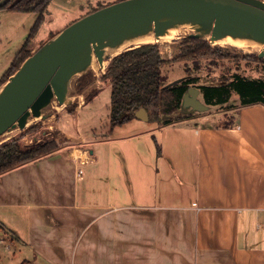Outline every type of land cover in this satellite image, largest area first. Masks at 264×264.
Listing matches in <instances>:
<instances>
[{
	"label": "crops",
	"instance_id": "crops-1",
	"mask_svg": "<svg viewBox=\"0 0 264 264\" xmlns=\"http://www.w3.org/2000/svg\"><path fill=\"white\" fill-rule=\"evenodd\" d=\"M4 11L0 80L38 17ZM228 105L168 126L107 119L92 145L61 127L59 151L0 176V264H264V106Z\"/></svg>",
	"mask_w": 264,
	"mask_h": 264
},
{
	"label": "water",
	"instance_id": "water-1",
	"mask_svg": "<svg viewBox=\"0 0 264 264\" xmlns=\"http://www.w3.org/2000/svg\"><path fill=\"white\" fill-rule=\"evenodd\" d=\"M10 1L1 0L0 9ZM183 26L195 30L188 37L207 39L211 44L231 37L264 46V1L124 0L82 17L36 50L0 89V138L16 129L25 130L32 117L46 119L44 110L54 100L61 106L68 103L77 75L88 73L95 58L104 69V63L116 57L107 56V48L117 49L150 34L159 39ZM258 56L264 59V48ZM201 95L199 88H190L181 113L209 111L212 106ZM136 119L150 122L143 108Z\"/></svg>",
	"mask_w": 264,
	"mask_h": 264
},
{
	"label": "trees",
	"instance_id": "trees-1",
	"mask_svg": "<svg viewBox=\"0 0 264 264\" xmlns=\"http://www.w3.org/2000/svg\"><path fill=\"white\" fill-rule=\"evenodd\" d=\"M52 1L11 0L0 9L38 15L26 42L1 78L0 89L33 54L30 45L44 25ZM120 1L124 0H115L108 5H100L87 15ZM213 57L230 58L231 56L226 54L222 48L212 47L210 40L194 37H186L182 40L180 54L173 60H168L163 56L162 48L157 43L144 44L116 56L102 76V80L110 87L108 108L110 130L113 131L116 127L136 119V113L142 108L148 112L150 122L158 123L160 126H168L189 117L182 114L181 109L183 98L192 87L201 90L204 102L210 106L227 105L233 93L240 97L242 107L264 106V78H248L236 73L218 85H198L200 78L189 75L182 78L178 84L168 86L167 76L164 74L166 66L184 60H193L198 66L200 59ZM245 59L258 63L264 62V59H260L258 55L245 56ZM87 78L85 75L82 76L79 88L83 89L92 81ZM97 93L92 96L95 98ZM77 110L78 104L68 108L69 114L72 115ZM21 140L22 138L11 139L0 145V176L47 158L62 148L57 140L35 143L32 146L23 145ZM3 229L4 226L0 222V231ZM23 264L31 263L26 261Z\"/></svg>",
	"mask_w": 264,
	"mask_h": 264
},
{
	"label": "rangeland",
	"instance_id": "rangeland-1",
	"mask_svg": "<svg viewBox=\"0 0 264 264\" xmlns=\"http://www.w3.org/2000/svg\"><path fill=\"white\" fill-rule=\"evenodd\" d=\"M114 1L115 0H53L50 4L47 15L49 23H44L39 33L32 41L30 48L34 53L47 41L58 35L59 32L57 34L56 32L59 31L60 28L63 27L65 29L75 21L86 16L88 12L98 8L100 5H108ZM16 21L17 19H15L13 13H7L4 10H0V70L3 69L2 66L6 64L9 58L15 56L13 54L15 48L12 49V53L6 51L7 48H9V44H7L4 38H15H13V32ZM194 33L195 30L193 27L183 26V28H179V34L176 39L162 43L157 42V44L161 46L163 56L168 60H173L180 54L182 40ZM211 45L214 48H222L224 52L231 57L202 58L199 60L198 66L193 60L175 62L164 68L167 82L170 84L186 76L192 75L200 78L198 85H218L221 81L231 78V76L236 73L248 78H264V62L258 63L254 60L245 59V56L258 55V53L263 50L264 46L259 45L258 51L246 53L243 50L230 45ZM95 60L97 64H99L97 58H95ZM109 64L110 62L106 64L104 69H100L98 72L90 69L88 73L84 74L88 77L87 79L92 81L83 89L79 88V82H81L83 75H77L71 83L68 103L61 106L57 100H54L53 103L44 110V115L47 116L46 119L32 117L31 122L29 121L28 127L25 130L16 129L2 136L0 138V145L11 139L18 138H22L21 142L25 146H32L35 143L52 140H57L59 143L63 142L62 144L66 145L68 141L62 134L63 130L72 135L78 131H85L83 134L88 139V137H91L93 134L92 130L104 129L103 126L107 123L109 113L110 87L102 80V76L107 71ZM96 92H98V95H95L96 97L94 98L92 94ZM236 100L239 101L240 97L236 93H233L230 102ZM90 102V107L86 109L83 114L78 115V112L73 115L69 114V107L74 106L75 104H78V107H82ZM228 104L225 106H215L213 112L215 114L225 113L228 109ZM77 119L80 122L79 125L83 126L78 129L76 126ZM31 127H34L35 129H29ZM61 127H63V130ZM35 139H37L36 142L34 141ZM89 139L88 144L92 145L94 142ZM74 144L80 145L81 143L75 141Z\"/></svg>",
	"mask_w": 264,
	"mask_h": 264
},
{
	"label": "bare ground",
	"instance_id": "bare-ground-1",
	"mask_svg": "<svg viewBox=\"0 0 264 264\" xmlns=\"http://www.w3.org/2000/svg\"><path fill=\"white\" fill-rule=\"evenodd\" d=\"M178 34H179V28L170 29L166 35L161 36L159 39L155 38L153 34H150L148 36L140 37V38H137L136 40L126 42L124 45H122L121 47L117 49L107 48L106 53H107V56H110V58H113L117 56L118 54H120L121 52H124L125 50L129 49L130 47L140 46V45L150 44V43H157V42L162 43V42L170 41L172 39H176ZM214 44L219 45V46H223V45L234 46L240 50H243L246 53H252L254 51H258L259 45H260L259 43L248 41V40H234L231 37L217 41ZM109 62H110L109 60L106 61L104 63V66H106V64H108ZM91 68L94 71L98 72L100 69H102V66L97 64L96 60L94 59V62ZM31 120L32 119H30L29 121L31 122Z\"/></svg>",
	"mask_w": 264,
	"mask_h": 264
},
{
	"label": "built area",
	"instance_id": "built-area-1",
	"mask_svg": "<svg viewBox=\"0 0 264 264\" xmlns=\"http://www.w3.org/2000/svg\"><path fill=\"white\" fill-rule=\"evenodd\" d=\"M262 1H264V0H262ZM1 243H3V241H2V238H1V236H0V244H1ZM6 248L9 249V246H7Z\"/></svg>",
	"mask_w": 264,
	"mask_h": 264
}]
</instances>
